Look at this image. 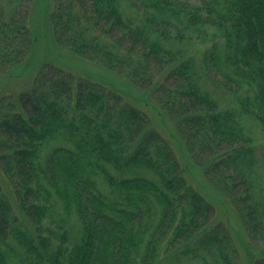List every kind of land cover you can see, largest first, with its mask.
I'll return each instance as SVG.
<instances>
[{"label":"trees","instance_id":"16d2710c","mask_svg":"<svg viewBox=\"0 0 264 264\" xmlns=\"http://www.w3.org/2000/svg\"><path fill=\"white\" fill-rule=\"evenodd\" d=\"M195 1L52 0L49 22L61 47L150 92L264 264V0ZM30 7L0 0V75L34 46ZM150 126L146 111L53 65L2 97L13 197L0 181V264H239L229 228Z\"/></svg>","mask_w":264,"mask_h":264},{"label":"rangeland","instance_id":"374dc122","mask_svg":"<svg viewBox=\"0 0 264 264\" xmlns=\"http://www.w3.org/2000/svg\"><path fill=\"white\" fill-rule=\"evenodd\" d=\"M189 1L196 3L195 0ZM30 6V27L35 40L34 46L24 61L0 75V99L6 95L18 98L21 93L32 87L35 77L43 67L53 65L71 72L78 80L101 84L122 96L126 103L146 111L151 118L150 128L159 131L170 142L191 184L215 207V222L223 223L229 228L239 248V264H253L261 256L262 248L250 244L246 230L232 203L206 179L202 166L192 158L184 141L178 135L174 122L155 103L150 92L138 88L118 72L97 62L82 59L70 50L61 47L55 40L49 22L52 0H30ZM204 46L205 44H199L193 51L200 53L205 48ZM218 95L224 107L237 104L235 96L226 93ZM253 135L257 141L263 140L262 133L257 126H254ZM0 181L6 192L13 197L11 187L1 170Z\"/></svg>","mask_w":264,"mask_h":264}]
</instances>
